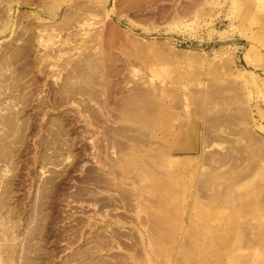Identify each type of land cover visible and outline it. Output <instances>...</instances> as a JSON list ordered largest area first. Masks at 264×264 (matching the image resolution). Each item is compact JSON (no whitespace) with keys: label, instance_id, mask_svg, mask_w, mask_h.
<instances>
[{"label":"bare ground","instance_id":"obj_1","mask_svg":"<svg viewBox=\"0 0 264 264\" xmlns=\"http://www.w3.org/2000/svg\"><path fill=\"white\" fill-rule=\"evenodd\" d=\"M27 1L0 0V36L9 34L7 41L0 44V109L6 110L0 114V131H2L0 134V155H13L24 145L26 131L29 129L28 125L31 124H28L29 117L26 115L25 109L29 103L31 93L37 89V86L33 84L35 79L43 81L41 85L47 89L48 98L53 106L54 104H70L75 109L74 114L69 113L67 117H63V115L48 117L45 122L38 124L39 130L45 129L54 140L56 138L59 139L63 135L67 136L64 143H62L65 146L63 150L64 158L73 156L72 142L75 139L78 138L83 144L79 143L81 145L79 151L75 152V157L73 156L75 161L72 166L78 165L80 167V173L76 176L77 178L71 179L69 175H66V177L63 176L65 178L59 177L57 184L51 178L43 181L41 186L39 185L37 191L39 197L31 202L30 207L27 209V216L31 214L27 217L29 220L26 222L30 223L31 215H33L35 220L34 225L28 229L27 242L24 241L27 243L24 248L28 250L24 249L26 253H23L22 264H38L41 258L38 257V249H40L41 242L43 244L47 242L49 244L46 243V245L53 246L47 256L51 259L50 257H52L54 251L59 248V243L64 241L70 244L68 246H71L77 241V237L82 234V223L79 221L67 223L62 229H54L52 225L49 230H45L44 227L46 225L45 221L47 223L48 221L49 223L55 221L56 212L61 210L59 205L62 202L70 207V204H81L82 201L87 202L91 207V216L101 213L107 216V214L111 213L115 217L109 224L104 222L102 224L105 225L104 227L101 225L97 227L96 223L89 227L88 238L85 239L83 246L78 247L71 254L69 253L59 264H142L144 260L149 258L148 249L153 253L160 251V247L165 241L163 240L164 234L169 235L170 232L166 224L170 221V215L172 214V209H168L169 206L165 207L168 205V203L165 204L167 202L166 198V201H163L161 195H153L154 193L145 191V186L139 183L144 181L141 180L142 174L147 171L157 172V169L162 168L163 164L167 167L178 165L177 168L182 171L181 168L200 167L204 163L207 164L206 162L212 165L224 164V162L227 163L231 160L229 161L233 162L231 166H236L237 163L241 165L245 161V158L242 157L245 151L243 154L242 150L240 152L239 147L235 146L238 149L236 150L233 145L236 144L233 143L234 138L226 136L229 134L235 136V132L239 131V129L235 131L229 130L227 132L229 134L226 135H222L223 133L218 135V132H216V130L221 132L232 121V116H229L231 113H228V115L218 114V112L216 114L212 113L217 111L216 107L219 104L226 106V103H229L227 99L218 98L219 94L216 95V93L221 90H218L220 88L217 86L215 89L207 87L208 90L205 92L197 88V90H194L193 88L194 91H191L193 97L188 95L192 99L191 105H193V109L195 108V111L192 112L194 113L193 115L202 119L203 123L202 127H200L201 129L198 130L195 122L192 123L190 121L191 123L187 124L181 121L179 123L180 130H178L179 132L174 141V143L178 142V146L173 144L168 146L167 139L154 135V126L150 124L142 127L136 121L142 114L151 113L155 106H162L164 109H168V107L175 108L179 105L187 107L190 98L186 94L175 92L173 89L176 87L168 90L161 89V92H159V90H155L154 87L149 85L150 79L147 81L141 79L139 68L142 66L143 58L141 59L137 56L139 45L135 40L133 41L130 35H126L125 31L113 20V16L117 11L115 6L129 10V13L138 17V19H133V21L138 23L139 21H144L148 25L154 24L161 17L169 16L173 19L179 14V11L180 13L187 12V5H183L179 10L175 7L179 0H170L169 2L172 5L169 9L162 7L163 3L168 0H112L111 9L109 10L105 9V4L109 0H68L62 10L60 19L45 23L36 21L39 19V15L35 12H30L27 15L22 13L14 15L12 11L14 3L17 6H22ZM195 1L197 2V0H189V3L194 5ZM146 14L147 16H145ZM28 17H31L33 21L28 20ZM52 17H54L53 13ZM107 19L111 20V24H109V29L104 31L103 25ZM98 24L101 28L95 30L94 28ZM91 29H94V31H91ZM124 50L128 52L125 53ZM34 72L35 75L33 74ZM192 73L184 74L185 76L183 75L178 80L180 82L190 80L189 82L191 83L195 80V77L197 78V74L193 75ZM48 79L51 81L50 84L47 83ZM192 79L193 81H191ZM31 83L33 84L32 86ZM169 94L175 98L174 101H170L171 98L167 97L170 96ZM229 98L231 97L229 96ZM42 101L41 103H44ZM18 103H20V107L16 110L12 109ZM43 105L45 106L46 104L44 103ZM10 106L11 109L9 108ZM44 106L42 108L39 103L36 104V113L38 111L42 112ZM228 107L230 108V106L225 108L227 109ZM213 108L214 111H209L210 113L207 114V110ZM225 108L224 110L223 108L221 109L224 111L223 113L226 112ZM204 109H206V113ZM241 109L247 111V109L240 108L239 110L236 109L238 111L237 114H235L233 109H231V112L233 111L234 115L244 113L240 111ZM244 115L241 118L245 121L248 117ZM185 118L189 119L187 114ZM242 119L240 120L242 121ZM75 125L82 126V128L76 129L77 133L80 134L71 135L72 132L70 130L74 129ZM219 125L224 127L220 129L219 127L221 126ZM212 128H218L215 129L216 134L213 133L214 129L212 130ZM247 131L248 128L246 129ZM248 132L247 134L243 133V135L247 136L246 138L252 136L250 131ZM254 136L250 139H245L250 141L254 138L257 143V136ZM243 138L241 140L242 143L246 142ZM198 139L201 142L199 162L174 155L175 153L186 154V152L199 151L200 143ZM213 140H225L228 146L225 145L226 147L224 150L222 149V153L220 152L221 150L218 154L206 153L205 150L211 146L210 142L213 143ZM260 140L263 141V139ZM47 141V139L40 137L35 145L42 148L48 145ZM249 141L246 143H249ZM261 141L259 145H261ZM238 142L240 141L238 140ZM255 142L252 143L255 145ZM219 143L223 144L221 141ZM16 144L19 147L15 146ZM245 145L248 146V144ZM248 147L250 148L251 146ZM211 148L214 150L215 147L211 146ZM244 149L246 150V147ZM252 150L250 155L254 151ZM262 150L259 154V150L257 151L256 149L258 158L264 152ZM67 154L69 155L67 156ZM88 154L92 155V164L84 168V165H79V162L86 158ZM44 159L45 156L44 158L41 156L40 160ZM241 161L242 163H240ZM253 164L251 163L249 168L254 167H251ZM226 165L229 166V164ZM224 166L222 165V167ZM235 166H232V170ZM211 167L209 166L208 168L211 169ZM216 167L220 168L221 166L215 165L213 169ZM173 175L171 170L163 172L162 176L156 175L158 179L156 178L155 183L167 187L171 184ZM204 180V178H199L194 192L195 197H200L204 194L202 192L205 184ZM70 184H75L71 190H69ZM131 185L138 198L135 202L131 192L125 187ZM47 186L51 190L47 192L49 196L46 197L44 190ZM135 203L138 204V211L135 212L136 216L140 218L138 223L145 224L144 232L135 227L136 223L133 219L131 221L126 217L132 215L131 210L132 206L135 208ZM149 203H153V205ZM160 206L161 208L163 206L161 211L158 209ZM45 209L48 212H45ZM155 211H160L162 215L158 216ZM139 212L144 215L142 217L139 216ZM47 214H49V217H47ZM122 218H125V220L122 221ZM162 224L165 226H162ZM126 225L129 226V230L128 228L124 230ZM33 238L38 239L37 245L39 248L36 246V250L34 249L35 254L38 250L36 255L39 260L35 257L38 260L36 262L33 260L35 258L32 259L31 257L33 256L29 255L31 252L29 248L31 245L33 246L30 241ZM187 246L186 240L179 243V253L174 261L181 263L186 260L187 257L182 255V251ZM45 247L42 246V251ZM112 249L116 251L111 253L110 259L99 255L102 251L109 253L108 251ZM28 251L30 252L27 253ZM41 255L43 254L41 253ZM39 264H46L45 259L43 263L39 262Z\"/></svg>","mask_w":264,"mask_h":264},{"label":"rangeland","instance_id":"obj_2","mask_svg":"<svg viewBox=\"0 0 264 264\" xmlns=\"http://www.w3.org/2000/svg\"><path fill=\"white\" fill-rule=\"evenodd\" d=\"M67 1L28 0L22 6H17L14 3L12 11L14 15L20 13L27 15L30 12H35L39 15V19L36 21L51 23L60 19ZM111 1L109 0L105 4V9H111ZM169 1L163 3L162 7L164 9L171 7L172 3ZM185 4L187 5V12L180 13L179 11V14L173 19L169 16L161 17L157 22H154L155 25H147V22L144 21H139V23L133 21L138 17L129 13V10L121 9L117 5L115 6L117 11L113 16V20L125 31L126 35H130L133 41L135 40L139 45L137 56L144 59H142V66L139 68L141 79L144 81L150 79L149 85L154 87L155 90L161 92V89L168 90L176 87L173 90L178 94L183 93L193 97L191 91L198 89L205 92L208 90L207 87H210L209 89H215L216 86L220 88L218 90L221 91H217L216 95L219 94V99H227L229 103H226V106H230V108L226 109L224 104H219L216 107V112H212L214 108L207 110L208 112L206 109L204 111L207 114L210 112L215 114L218 112L222 115L231 113L229 116H232L231 120L233 122L231 121V124L233 125L228 123V125L226 124L228 127L223 126L224 128L222 127L223 124L219 125L221 126L219 128L223 129L221 132L219 130H216V132H218V135L222 133V135H226L229 134L227 133L229 130H241L240 132L236 131L235 136L232 134L233 137L231 134L226 136L234 138V141L236 140L233 141V143H236L233 144L234 148L239 147L238 149L240 152L242 150V153L245 151L242 157L245 158L244 162L247 164L244 165L243 162L241 165L244 168H242L237 163L236 166L232 165L235 166L232 170L231 164L233 162H229L231 160L227 163L224 162V164L212 165L205 161L208 165L204 163L201 166L199 165L200 167L197 166L198 168L185 167L184 169L181 168L182 171L177 168L178 165L167 167L163 164V167L157 169V172H144L141 180L145 182L140 181L139 183L145 186V191L154 193L153 195H161L163 201H166V198L167 202L165 204L168 203V205L164 206H169L168 209H172V214L171 217L169 216L170 221L166 224L170 232L169 235L164 234L163 240L165 241L160 247V251L153 253L148 249L149 258L144 260L142 264H264V154H262L264 152L261 153V158V155H259L260 159L257 157L258 152L260 154L262 149L264 151V0H197L194 5L189 3V0H179L175 7L180 10ZM52 13L54 17L51 18ZM150 16L152 17V15ZM28 20L33 21L31 17H28ZM110 21V19L105 21L104 31L109 29ZM100 28L101 26L98 24L94 29L98 30ZM94 29H91V31H94ZM8 38L9 34L0 36V44L7 41ZM124 52L127 53L128 51L124 50ZM189 72H193V75L197 74V78L195 77L194 81L191 80L193 82L190 83V80L180 82L178 80L184 74H189ZM33 74L35 75V72ZM35 80L34 82L37 83L33 82V84L37 86V89L34 90V94L31 93L29 103L25 109V113L29 117L28 124L31 123L28 125L29 129L27 130L30 134L26 131L24 145L15 154L2 155L3 157L0 155V160H3V158L5 160L0 161V264H22V257L28 250L24 248V246H27L25 242H27L28 229L34 225L35 220L31 215L30 223L26 222L29 220L27 217L31 214L27 216V209L30 207L31 202L39 197L37 195L39 185L41 186L43 181L51 178L57 184L59 177L69 175L71 179H74L80 173V167L78 165L72 166V164L75 161L74 154L79 151L80 146L83 144L82 141L78 138L75 139L76 141L72 142L74 157L64 158L63 150L65 146L62 143H64L67 136L63 135L59 137L60 140L58 138L54 140L45 129L39 130L38 127V124L45 122L48 117L56 115L67 117L69 113L74 114V106L72 107L70 104H54L53 106L48 98L47 89L41 85L43 81L41 79V81L39 79ZM47 83L50 84L51 81L48 79ZM33 84L31 83V86ZM167 97L171 98L170 101L175 100L171 95ZM191 97H189L190 102L187 107L179 105L175 108L168 107V109H164L162 106H155L151 113L142 114L136 121L142 127L150 124L154 126V135L167 139L168 146L172 144L178 146V142L174 143V141L179 132L178 130H180L179 123L181 121L187 124L190 121L195 122L198 130L202 127V119L192 113L195 108L193 109V105H191ZM42 100L46 104L45 106L44 103H41ZM37 102L42 108L44 106L42 112L38 111L36 113L35 106L38 104ZM3 105L5 104L3 103ZM19 107L20 103L13 106L12 109L16 110ZM221 107L223 110L225 108L227 113H223ZM232 107L237 110L240 108L247 109L248 112L241 109L240 111L244 113L234 115L233 111L235 114L238 111ZM9 108L11 109V106ZM231 109H233L232 112ZM2 110L0 109V114L6 111L5 109ZM186 114L189 119L185 118ZM243 115L248 119L244 118V121L241 118ZM235 116L237 119H235ZM80 128L82 126L75 125L74 129L70 130L71 135L80 134L76 131ZM247 128L252 135L251 137L253 135H255L254 137L257 136V143L254 138L250 140L251 142L248 140L249 143H246L248 142L246 139L251 138H246L247 136L243 135V133H249L246 132ZM215 129L213 133H215ZM224 129L225 131L228 130L225 132ZM239 136L244 137L243 139L246 138V142L243 140L244 143H242V138ZM40 137L48 140V145L43 146L44 148L35 145ZM260 139H263V141ZM198 140L200 143L199 151L186 152V154L175 153L174 155L199 162L201 142L200 139ZM213 141L215 143L210 142L211 144H209L213 148L215 147L214 150L209 145L210 147L205 150L206 153H222L224 148L228 146L225 140H220L223 144L219 143V140H216L218 142ZM260 141L263 146L259 145ZM252 142H255L256 146ZM245 144L251 147L249 148ZM15 146L19 147L17 144ZM244 147H246V150ZM237 148L236 150H238ZM251 149L255 153L259 151L255 154L252 150L253 152L250 155ZM247 154H249V157ZM41 156L43 158L45 156V159L40 160ZM86 156L82 160L84 164L82 161L79 162V165H84V168L92 164V155L88 154ZM251 163H254L251 165V167H254L249 168ZM215 165L221 167L213 169ZM222 165L226 166L222 167ZM207 166L212 167L210 169ZM170 170L174 175L169 186L155 183V180L158 179L157 176H162L163 172ZM239 176L241 177L239 178ZM199 178L205 179L204 188L202 189L204 194L195 197L194 192ZM74 185L70 184L69 190ZM125 187L131 192L135 202L138 198L132 189V185ZM50 190L49 186L45 188L46 197L49 196L47 192ZM102 196L104 197V195ZM149 204L153 205V203ZM59 206L61 210L56 212L55 221L50 223L45 221L46 228L44 227V229L49 230L51 225L54 229H62L67 223L79 221L82 223V234L77 237V241L71 246H68L70 244L64 241L59 243L61 250L57 248V250L59 249L58 252L57 250L54 251L52 257H50L51 259L47 256L53 246L46 245L47 242L45 241L44 244L41 242L40 249H38L39 254L37 253L38 250L36 251L38 257H41L40 260L34 252L36 246L39 248L37 245L38 239L33 238L30 241L31 244L33 243L31 249L29 248L31 252L28 251L27 253H31L29 255L33 256L32 259L37 257L39 261L37 258L33 260L38 261V264L39 262L43 263L44 259L46 264L61 263L62 259L64 260L69 253L71 254L72 251L83 246L85 239L88 238L89 227L95 225L94 223L97 227L99 225L104 227L105 225H102L104 222L109 224L115 217L111 213L107 216L104 213L91 216L92 209L85 201H82L81 204H70V207L62 202ZM134 206L135 208L132 206L131 210L132 215L126 217L131 221L133 219L136 223L135 227L144 232L145 224H139L140 218L135 214L138 211V204L135 203ZM162 208L161 206L158 207L160 211ZM46 211L48 212L45 209ZM160 211H155V214L161 216ZM143 215L142 212H139V216L142 217ZM47 217H49V214H47ZM124 220L125 218H122V221ZM126 226L124 230L127 228L129 230V226ZM183 240L188 243L186 249L182 251V255L187 258L184 262L178 263L174 259L178 256L179 243ZM42 246L47 247L43 248L45 252L42 251ZM7 250H9L8 253ZM115 251V249L108 251L109 253L102 251L99 255L110 259L111 253Z\"/></svg>","mask_w":264,"mask_h":264}]
</instances>
